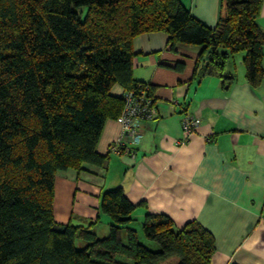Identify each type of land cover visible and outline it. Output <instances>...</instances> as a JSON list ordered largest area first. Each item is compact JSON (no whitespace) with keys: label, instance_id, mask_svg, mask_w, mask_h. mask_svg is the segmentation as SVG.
Wrapping results in <instances>:
<instances>
[{"label":"trees","instance_id":"16d2710c","mask_svg":"<svg viewBox=\"0 0 264 264\" xmlns=\"http://www.w3.org/2000/svg\"><path fill=\"white\" fill-rule=\"evenodd\" d=\"M261 4L220 0L210 27L180 0H0V264H209L213 237L196 221L176 228L167 215L146 213L142 241L120 187L99 198L106 235L93 223H57L54 177L102 166L96 144L123 91L146 87L154 101V88L132 78V39L141 33L167 34L171 50L197 46L193 75L222 84L232 79L226 61L241 52L245 80L258 86Z\"/></svg>","mask_w":264,"mask_h":264},{"label":"crops","instance_id":"0c3cea01","mask_svg":"<svg viewBox=\"0 0 264 264\" xmlns=\"http://www.w3.org/2000/svg\"><path fill=\"white\" fill-rule=\"evenodd\" d=\"M180 1L195 18L216 24L220 0ZM257 22L264 31V0ZM132 51V78L154 88L156 115L141 123L137 142H125L130 154L111 151L120 126L115 118L104 122L96 144L102 166L54 177L55 221L93 223L97 236L106 235L110 219L100 213L99 198L120 187L134 205L129 226L135 230L146 213L167 215L176 228L196 221L213 237L209 264H264V48L256 87L245 80L241 52L226 61L223 72L232 79L222 84L217 75L197 79L199 48L171 50L163 32L135 36ZM110 92L118 96L122 88L114 84ZM184 113L200 123L176 144Z\"/></svg>","mask_w":264,"mask_h":264},{"label":"built area","instance_id":"2783aa9c","mask_svg":"<svg viewBox=\"0 0 264 264\" xmlns=\"http://www.w3.org/2000/svg\"><path fill=\"white\" fill-rule=\"evenodd\" d=\"M146 89V87H144ZM145 89L127 90L122 92L123 106L115 121L120 126V134L111 145L110 149L116 153H131L130 147L125 142L135 143L141 138V123L149 120L156 115L154 101L152 97L146 95ZM198 117L183 114L181 118L182 139L176 144L184 143L194 129L199 125Z\"/></svg>","mask_w":264,"mask_h":264},{"label":"rangeland","instance_id":"374dc122","mask_svg":"<svg viewBox=\"0 0 264 264\" xmlns=\"http://www.w3.org/2000/svg\"><path fill=\"white\" fill-rule=\"evenodd\" d=\"M231 59V58H230ZM100 225V224H99ZM135 226H138V229L136 228V231L139 233V236H140V239L142 240V241H144L143 240V238H142V234H141V229H140V226H139V224H136ZM107 228H108V226H107ZM108 231V230H107ZM82 242L81 241H78V242H76V246H78V248L79 247H81L82 246ZM151 244V243H150ZM152 245V244H151Z\"/></svg>","mask_w":264,"mask_h":264},{"label":"clouds","instance_id":"9594fccd","mask_svg":"<svg viewBox=\"0 0 264 264\" xmlns=\"http://www.w3.org/2000/svg\"><path fill=\"white\" fill-rule=\"evenodd\" d=\"M118 116V115H117Z\"/></svg>","mask_w":264,"mask_h":264}]
</instances>
